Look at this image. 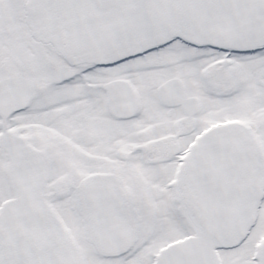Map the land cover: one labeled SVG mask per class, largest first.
Here are the masks:
<instances>
[{"label": "snow or ice", "instance_id": "snow-or-ice-1", "mask_svg": "<svg viewBox=\"0 0 264 264\" xmlns=\"http://www.w3.org/2000/svg\"><path fill=\"white\" fill-rule=\"evenodd\" d=\"M0 264H264V0H0Z\"/></svg>", "mask_w": 264, "mask_h": 264}]
</instances>
